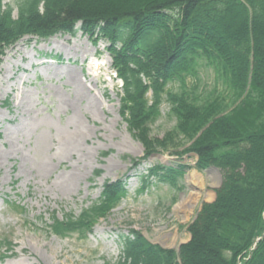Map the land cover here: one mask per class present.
Listing matches in <instances>:
<instances>
[{
	"label": "trees",
	"instance_id": "1",
	"mask_svg": "<svg viewBox=\"0 0 264 264\" xmlns=\"http://www.w3.org/2000/svg\"><path fill=\"white\" fill-rule=\"evenodd\" d=\"M7 1L0 0V64L25 37L81 32L102 40L122 82L119 116L144 147L132 170L169 150L179 160L193 154L198 171L221 173L215 200L202 205L187 243L164 249L132 231L117 264H264V0ZM202 65L230 91L229 100L228 92L202 99L188 91L186 79ZM170 83L180 90L166 91ZM164 100L176 126L153 139L148 127ZM186 169L153 163L140 190L152 180L179 189ZM126 197V181L107 182L97 205L76 219L53 217L49 230L89 234Z\"/></svg>",
	"mask_w": 264,
	"mask_h": 264
},
{
	"label": "rangeland",
	"instance_id": "2",
	"mask_svg": "<svg viewBox=\"0 0 264 264\" xmlns=\"http://www.w3.org/2000/svg\"><path fill=\"white\" fill-rule=\"evenodd\" d=\"M106 46L81 32L47 40L25 37L2 57L0 264H117L122 238L132 231L154 245L176 249L189 241L188 227L202 205L216 197L221 173L196 170L193 154L179 160L172 151L160 150L132 170V160L143 156L144 147L119 116L121 86ZM185 85L202 99L227 92L230 99V91L204 65ZM179 90L177 83L166 87ZM175 126L164 100L148 127L150 137L162 139ZM178 139L176 145L182 144ZM179 162L188 167L179 189L152 180L141 192L142 177L153 163ZM192 175L203 181L202 187ZM118 180L126 181L127 197L97 220L91 233L59 237L50 232L53 217L78 218L99 203L105 183ZM188 193L200 199L185 221L174 209Z\"/></svg>",
	"mask_w": 264,
	"mask_h": 264
},
{
	"label": "bare ground",
	"instance_id": "3",
	"mask_svg": "<svg viewBox=\"0 0 264 264\" xmlns=\"http://www.w3.org/2000/svg\"><path fill=\"white\" fill-rule=\"evenodd\" d=\"M17 46V49L20 50V47ZM9 54V52L7 53V55ZM97 66V63H96ZM97 69H99V67L97 66ZM192 178H194V183H196L199 187L203 186V181L200 180L198 177H196L195 175L191 176ZM206 198H208V195L205 196ZM200 199V196H196L194 194L188 193L186 195H184L180 202L176 205L175 209H174V213H183L184 219L185 221L188 220V216L193 212L195 206L197 205L198 201ZM175 241V237L172 240V244H174Z\"/></svg>",
	"mask_w": 264,
	"mask_h": 264
},
{
	"label": "water",
	"instance_id": "4",
	"mask_svg": "<svg viewBox=\"0 0 264 264\" xmlns=\"http://www.w3.org/2000/svg\"><path fill=\"white\" fill-rule=\"evenodd\" d=\"M209 170H216L215 168H210Z\"/></svg>",
	"mask_w": 264,
	"mask_h": 264
}]
</instances>
